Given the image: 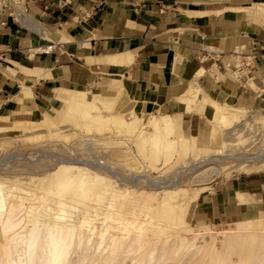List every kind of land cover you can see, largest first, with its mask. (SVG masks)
<instances>
[{
	"label": "bare ground",
	"instance_id": "6f19581e",
	"mask_svg": "<svg viewBox=\"0 0 264 264\" xmlns=\"http://www.w3.org/2000/svg\"><path fill=\"white\" fill-rule=\"evenodd\" d=\"M106 62L124 64V58ZM192 71L197 77L201 75L196 69ZM19 72L17 80L23 90L14 100L17 103L23 98L32 99V86L44 78L40 69L19 67ZM257 81L252 79L250 86L256 89ZM259 82L264 88V76ZM98 87L97 94L79 87L63 90L39 122L17 121L0 111V135L14 131L50 138L60 134L59 129L53 132L52 128L72 120L75 130L87 127L97 131H124L130 136L119 139L115 147L102 144L111 158L97 166L121 167L135 175L146 170L145 164L155 168L159 160L165 164L196 160L201 155L205 158L199 166L188 170L187 185L158 187L157 194L131 188L122 190L108 176L94 172L88 163L61 161L24 169L15 166L13 173L11 168L8 171L0 167V264H125L128 259L131 264H154L184 256L183 251H192L194 257L201 250L202 257L192 264H264V224L255 229L252 221L254 207L262 213L264 210L250 197L237 196L239 204H249L248 213L235 229L221 234L219 248L213 247L211 251H204L205 246L199 245L198 240L204 242L208 237L214 242V233L207 227L198 230L186 219L190 208L198 215L210 210L206 191L224 177L231 173L247 176L264 173V151L245 159L217 154L226 142L223 127L228 124L227 117H238L242 111L206 100V116L219 113L223 118L219 123L210 120L211 150L202 149L197 146L193 130L184 136L180 125L171 117L135 112L119 75H102ZM192 97L197 95L193 93ZM62 105L63 114L58 110ZM190 127H194V122ZM145 130L149 136L142 133ZM45 131L48 135H39ZM136 132H139L138 154L128 143ZM92 142L95 141L91 139ZM220 159H229L234 165L223 167ZM129 206L133 209H128ZM141 214L147 219L144 222ZM160 222L164 229L158 226ZM186 235L191 237L190 242ZM170 237L175 238L174 242L168 243ZM233 257L237 263L232 261Z\"/></svg>",
	"mask_w": 264,
	"mask_h": 264
},
{
	"label": "crops",
	"instance_id": "0c3cea01",
	"mask_svg": "<svg viewBox=\"0 0 264 264\" xmlns=\"http://www.w3.org/2000/svg\"><path fill=\"white\" fill-rule=\"evenodd\" d=\"M23 4L42 34L23 30L0 15V111L5 115L33 117L30 113L46 111L63 90L87 91L102 75L117 74L135 112L171 117L182 129L193 130L196 143L203 147L210 129L206 100L244 104L252 100L244 85L236 88L224 75V67L235 63L234 52L254 55L253 76H264V0H23ZM50 46L52 51H42ZM204 50L220 55L219 66L198 64ZM117 57H123L124 64L106 62ZM19 67L44 71V78L32 86V99L23 98L21 103L14 101L23 90L17 80ZM193 69L201 75L197 77ZM214 189V214L224 223L246 216L249 204H239L238 195L252 202L264 196L261 178L254 175Z\"/></svg>",
	"mask_w": 264,
	"mask_h": 264
},
{
	"label": "rangeland",
	"instance_id": "374dc122",
	"mask_svg": "<svg viewBox=\"0 0 264 264\" xmlns=\"http://www.w3.org/2000/svg\"><path fill=\"white\" fill-rule=\"evenodd\" d=\"M196 67V65L194 64ZM197 68V67H196ZM200 72V71H199ZM224 75L227 80L234 86L238 87L240 84L244 85L245 89L249 91L250 95H252V100L248 104H244L241 101H216L219 104L226 105L229 109L236 108L242 111V114L238 117H230L228 116V124L224 126L223 134L226 140L223 148L218 151L217 154H227L230 157H235L238 159L252 158L260 155L264 151V88L261 86L258 76H253L248 79L247 83L245 81H241L239 83L238 80L233 78L230 74V70L227 67H224ZM256 79L257 87L256 89L250 86L251 80ZM99 84V83H98ZM98 84L94 85L93 88L87 89V93L97 94L99 92ZM86 91V89H85ZM52 106V105H51ZM51 106L46 110L48 111ZM61 114L65 112V106H60L59 109ZM45 112V111H44ZM40 113L36 116H19L14 117L15 120L20 121H41L42 114ZM157 115V114H154ZM63 116V115H62ZM223 118V115L219 113H214L212 117L206 116V120L208 121V127L211 128V122L219 123ZM211 120V122H210ZM59 129L60 134L58 135H50V138H41L37 137V135L30 136L21 132H10L7 134L0 135V162L7 160L5 163H0V167H4L9 171L11 168L13 173L15 166L24 167H35L41 166L43 164H57V162L61 161H76L80 164L88 163L92 166V170L94 172H99L108 176L115 184L119 186L120 189L125 190L131 188V190H140L145 191L151 194H157L159 190L158 187H173L176 185H187L189 179L188 170L193 166H199L204 159V155L199 156V158L193 160H181L179 162L170 161L165 163L162 160H159L155 165V168H151L149 164H145L146 170L140 174H132L127 170H123L121 167H114L108 164H100L97 166L99 162L105 161L109 162V158H111L110 154L107 151L103 150L102 144L105 146H116L118 144L119 139H126V137L130 136L124 131H107L106 129L97 131L95 129L90 128H79L76 129L74 126V120L59 124L58 126L52 128L51 130L54 132ZM183 135L188 136L189 130L182 129ZM48 131L40 132L39 135H48ZM210 132V129H209ZM145 136H149V131L145 130L142 132ZM139 135V132L132 135V138H129V144L131 149L137 153V144L136 137ZM22 139L24 141H22ZM91 139L95 142L91 143ZM98 140L105 142H96ZM202 149H210L209 139L206 145L203 147L199 146ZM9 158H12L10 161ZM141 159V157H140ZM220 164L223 167H229L234 165L229 159H220ZM84 167V166H83ZM86 167V166H85ZM19 173V171H17ZM261 178V182L264 185V173L254 175ZM238 177H242V175L237 173H231L230 175L224 177L220 182H218L215 186H219L221 183L229 182ZM206 191V194L210 198V210L205 214H197L194 208H190L187 214V221L190 224H193L196 229L200 230L207 227L210 231L214 233L216 240L212 242L208 237H205L204 242L202 240H198L199 245L205 246L204 251H211V248H219L220 242L222 241V233L235 229L236 224L239 222H219L217 220V216L214 214L213 205L215 204L214 197V187ZM257 193V191L255 192ZM253 203L261 204L262 210H264V196L261 198L259 196L254 197ZM154 204V202H150ZM147 203L148 206L151 204ZM134 206V205H132ZM138 206V204H135ZM258 207H254V214L252 216V221L254 222L255 229L258 226H263L264 224V213L257 211ZM128 209H133L129 206ZM249 209V208H248ZM151 214V212H147ZM248 213V212H247ZM140 219L142 222L147 220L144 214L140 215ZM98 226L99 223H96ZM158 226L164 229V224L162 222L158 223ZM259 227V228H260ZM167 238V237H166ZM168 243L174 242L175 238H168ZM186 239L188 242L191 241V237L186 235ZM201 250L200 253L192 256V251L186 252L181 257H175L174 259H170L169 261H161L154 264H192L196 259L202 257ZM232 261L237 263V258L233 257ZM125 264H131L129 259L125 262Z\"/></svg>",
	"mask_w": 264,
	"mask_h": 264
},
{
	"label": "built area",
	"instance_id": "2783aa9c",
	"mask_svg": "<svg viewBox=\"0 0 264 264\" xmlns=\"http://www.w3.org/2000/svg\"><path fill=\"white\" fill-rule=\"evenodd\" d=\"M35 1H49V0H35ZM61 2L57 5L61 6ZM47 10V8H45ZM0 15H6L12 23L19 25L23 30L30 33L42 34L41 29L38 28L36 21L28 13L26 6L23 4V0H0ZM53 47L44 48L43 52L52 51ZM235 63L228 65L227 68L230 70V74L233 78L238 81H248L249 78L253 77L254 63L256 57L254 55H245L242 51L234 52ZM220 55L213 53L212 51L204 50L201 55L198 56L197 62L201 66H207L209 68L219 66Z\"/></svg>",
	"mask_w": 264,
	"mask_h": 264
}]
</instances>
